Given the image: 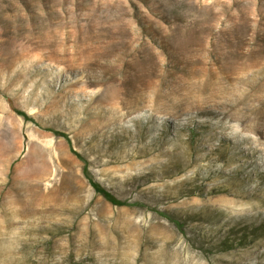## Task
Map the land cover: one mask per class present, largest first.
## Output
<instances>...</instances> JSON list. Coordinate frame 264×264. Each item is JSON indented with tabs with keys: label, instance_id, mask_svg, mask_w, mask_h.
I'll list each match as a JSON object with an SVG mask.
<instances>
[{
	"label": "rangeland",
	"instance_id": "1",
	"mask_svg": "<svg viewBox=\"0 0 264 264\" xmlns=\"http://www.w3.org/2000/svg\"><path fill=\"white\" fill-rule=\"evenodd\" d=\"M0 264H264V0H0Z\"/></svg>",
	"mask_w": 264,
	"mask_h": 264
},
{
	"label": "trees",
	"instance_id": "2",
	"mask_svg": "<svg viewBox=\"0 0 264 264\" xmlns=\"http://www.w3.org/2000/svg\"><path fill=\"white\" fill-rule=\"evenodd\" d=\"M9 104L12 106L13 110L20 116H22L25 120L27 121H30V117L23 111H20L18 109H16L14 106H13V103L12 101H9ZM55 134L59 135V136H62L64 138H66L67 140H69V137L65 134V133H60V132H57L55 131ZM74 154H76L77 156L80 157V155L78 153H76L75 151H73ZM81 158V157H80ZM85 173L86 175L88 176L89 180H90V183L93 187V189L95 190V192L99 195H101L102 197H104L107 201H109L111 204L113 205H116V206H125L127 205L126 202L124 201H121L119 199H117L110 191L106 190L105 188H103L101 185H99L98 183L94 182L91 178H90V175L88 174L87 172V169L85 168ZM175 224L178 225V222Z\"/></svg>",
	"mask_w": 264,
	"mask_h": 264
},
{
	"label": "bare ground",
	"instance_id": "3",
	"mask_svg": "<svg viewBox=\"0 0 264 264\" xmlns=\"http://www.w3.org/2000/svg\"><path fill=\"white\" fill-rule=\"evenodd\" d=\"M22 204V203H21Z\"/></svg>",
	"mask_w": 264,
	"mask_h": 264
}]
</instances>
